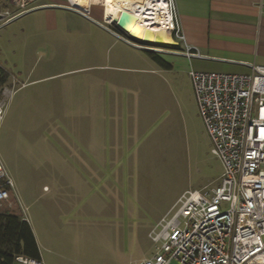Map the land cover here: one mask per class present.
I'll return each instance as SVG.
<instances>
[{
	"label": "rangeland",
	"instance_id": "obj_1",
	"mask_svg": "<svg viewBox=\"0 0 264 264\" xmlns=\"http://www.w3.org/2000/svg\"><path fill=\"white\" fill-rule=\"evenodd\" d=\"M49 10L58 13L46 5L0 23V66L10 74L6 88L12 92L0 94V161L10 187L38 232L42 264H130L148 258L155 251L149 232L157 221L184 191L214 186L221 173L198 114L190 57L168 44L128 38L171 69L149 61L154 70L139 74L133 90L140 98H106L96 109L91 104L100 100L88 95L95 72L75 70L94 60L89 38L63 24H43L38 13ZM46 76L51 77L26 84ZM56 107L66 113L53 114ZM84 127L94 128L87 132L90 144L106 141L103 152L118 158L95 162L89 138L84 145L77 133Z\"/></svg>",
	"mask_w": 264,
	"mask_h": 264
},
{
	"label": "built area",
	"instance_id": "obj_2",
	"mask_svg": "<svg viewBox=\"0 0 264 264\" xmlns=\"http://www.w3.org/2000/svg\"><path fill=\"white\" fill-rule=\"evenodd\" d=\"M10 1L15 10L1 14L4 21L37 0ZM139 2L162 9L159 19L153 10L154 23L176 43L183 40L174 0ZM182 53L194 54L189 47ZM188 76L210 151L221 166L218 183L184 191L149 232L155 251L130 264H264V66L249 73L191 69ZM10 185L0 161V204L8 200Z\"/></svg>",
	"mask_w": 264,
	"mask_h": 264
},
{
	"label": "crops",
	"instance_id": "obj_3",
	"mask_svg": "<svg viewBox=\"0 0 264 264\" xmlns=\"http://www.w3.org/2000/svg\"><path fill=\"white\" fill-rule=\"evenodd\" d=\"M106 2L80 0L75 4H70L68 0H46L34 7L55 6L58 13L53 10L38 13L39 17H37L42 20L43 24L45 23L50 28H57L58 25L63 24L68 27L67 29L70 32L85 34L89 38L90 56L94 60H92L90 66L79 67L75 70L90 69V71L95 72L94 75L89 76L88 95L91 100H100L97 104H91L97 105L96 109L100 106L102 100L106 98L122 99L124 94L127 95L128 99L140 98V94L133 91L136 89L139 80L142 79V77L138 78V75L154 70L151 69L149 61L155 64L142 48L128 41V36L123 31L116 28L108 29L104 25L109 22V0H106ZM174 2L183 40L176 43L171 38L170 42L163 44L176 48L175 53L185 58L188 57L182 52L186 47H189L194 53L188 58L192 70L249 73L252 66H264V0H174ZM9 8L15 10L10 0H0V16L5 11L12 12ZM4 19L0 18V23L6 22ZM21 31L24 32L25 29L23 28ZM113 46L117 49L113 54H110L109 52ZM127 63H129L128 66ZM158 68L160 67L158 66ZM112 71L117 73L131 71L136 76L130 80L127 77L116 76L117 73L113 74ZM50 77L34 79L26 82V84ZM8 84L9 80L3 87V90L7 92L4 93L6 97L12 93L11 90L6 88ZM125 85L128 88L131 86L132 90H123ZM11 87L12 82L9 88L11 89ZM53 89L57 91L56 87ZM72 89L74 92H79L78 85ZM3 90L1 93H3ZM58 104L60 105V103ZM58 108L52 109L53 114L64 115L66 113ZM81 128L83 127H79V129ZM86 128L84 127L77 133L84 145L88 144L87 139L89 138V147H91L90 154L88 153L89 156H94L95 162L116 160L118 155L113 157V155L103 152V147L107 148L108 146L105 143L106 141L100 142L98 145L94 143L95 146L90 144L93 136L87 132L94 131V128ZM115 144L119 145L118 143ZM98 146H101V148ZM16 198L22 212L27 210V207L23 209L17 195ZM23 214L31 226L40 249L41 243L38 232L28 215ZM23 259L26 261L16 259L14 264H42L43 261L41 254L40 261L25 257Z\"/></svg>",
	"mask_w": 264,
	"mask_h": 264
},
{
	"label": "trees",
	"instance_id": "obj_4",
	"mask_svg": "<svg viewBox=\"0 0 264 264\" xmlns=\"http://www.w3.org/2000/svg\"><path fill=\"white\" fill-rule=\"evenodd\" d=\"M146 55L163 69L171 64L154 52ZM9 72L0 66V94L8 82ZM8 200L0 204V264H14L17 257L40 261V252L32 229L23 216L14 191L6 186Z\"/></svg>",
	"mask_w": 264,
	"mask_h": 264
},
{
	"label": "bare ground",
	"instance_id": "obj_5",
	"mask_svg": "<svg viewBox=\"0 0 264 264\" xmlns=\"http://www.w3.org/2000/svg\"><path fill=\"white\" fill-rule=\"evenodd\" d=\"M75 4L80 0H68ZM125 1V2H124ZM140 0H109L108 2V20L111 23L120 24L127 32L135 36L143 37L147 34L149 39L154 42L166 43L171 38L164 29L157 27L154 23L153 10L156 18L163 15L162 9L158 11L157 5L152 2L148 5H139ZM158 21V20H157Z\"/></svg>",
	"mask_w": 264,
	"mask_h": 264
},
{
	"label": "water",
	"instance_id": "obj_6",
	"mask_svg": "<svg viewBox=\"0 0 264 264\" xmlns=\"http://www.w3.org/2000/svg\"><path fill=\"white\" fill-rule=\"evenodd\" d=\"M113 25H116V27H118V29H120L121 31H124L127 34L129 39H132V40H135V41H139V42H142L144 44H147V43L163 44L161 42L151 41L147 34H144L143 37L135 36L132 33L127 32L120 24L113 23Z\"/></svg>",
	"mask_w": 264,
	"mask_h": 264
},
{
	"label": "snow or ice",
	"instance_id": "obj_7",
	"mask_svg": "<svg viewBox=\"0 0 264 264\" xmlns=\"http://www.w3.org/2000/svg\"><path fill=\"white\" fill-rule=\"evenodd\" d=\"M262 134H264V130H262Z\"/></svg>",
	"mask_w": 264,
	"mask_h": 264
}]
</instances>
